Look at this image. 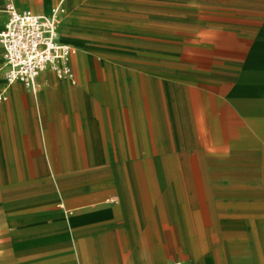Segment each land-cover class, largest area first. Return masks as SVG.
Wrapping results in <instances>:
<instances>
[{"label": "crops", "instance_id": "obj_1", "mask_svg": "<svg viewBox=\"0 0 264 264\" xmlns=\"http://www.w3.org/2000/svg\"><path fill=\"white\" fill-rule=\"evenodd\" d=\"M13 1L47 17L63 5L59 42L76 54L69 78L48 69L33 92L7 84L0 41V264H264V0H218L234 21L209 25L202 45L234 84L186 108L173 89L170 103L132 107L105 65L132 28L161 43L169 12ZM7 23L0 0V34Z\"/></svg>", "mask_w": 264, "mask_h": 264}, {"label": "rangeland", "instance_id": "obj_2", "mask_svg": "<svg viewBox=\"0 0 264 264\" xmlns=\"http://www.w3.org/2000/svg\"><path fill=\"white\" fill-rule=\"evenodd\" d=\"M130 7L131 11L136 14L138 9L149 11V9L158 8L167 11L169 14L163 17V21L173 26L170 28L171 26L168 25L169 28H166L164 25V30L160 33L161 43L154 40H138L137 37L141 31L132 28L130 31L132 35L129 40L126 39L125 46L116 48L117 55L114 54L116 57L109 64L105 63L106 66H114L120 78L125 77V85L130 87L132 107H139L144 103L154 104L160 95L163 99L162 103H170L173 89L179 107L186 108L188 99H193V103L199 101V91L204 87L231 88L233 86V77L228 79L221 75L224 73H220V49L218 47L207 48L202 45L203 39H208L209 33L205 30L209 25L234 21V18L229 16H220V11L224 13L225 6L223 5V10H220L218 0H131ZM56 8H59V29L62 16L67 14L63 5ZM130 19L132 22L139 21L140 17L132 15ZM108 26L112 28L111 24ZM95 64H99V60H95ZM105 70L103 68V71ZM170 74L174 75L172 80L162 78L169 77ZM164 83L167 85H163ZM156 93H158L157 98ZM132 129L130 128V131ZM135 130L140 131V129ZM180 131L186 135L187 128L182 126ZM151 138L153 137H143L140 134L138 137L142 146L144 141L150 142ZM166 138L164 134L163 140ZM52 182L55 183L53 179Z\"/></svg>", "mask_w": 264, "mask_h": 264}, {"label": "built area", "instance_id": "obj_3", "mask_svg": "<svg viewBox=\"0 0 264 264\" xmlns=\"http://www.w3.org/2000/svg\"><path fill=\"white\" fill-rule=\"evenodd\" d=\"M4 3L8 23L0 34V41L7 67V84L11 86L21 83L35 92L38 77L48 69L58 79L69 78V61L76 54V50L59 42V8L47 17L30 11L20 12L13 0H4Z\"/></svg>", "mask_w": 264, "mask_h": 264}]
</instances>
